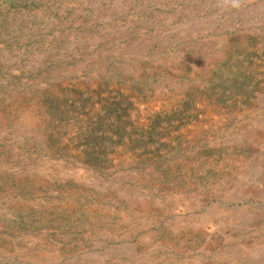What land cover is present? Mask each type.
<instances>
[{
	"label": "rangeland",
	"instance_id": "1",
	"mask_svg": "<svg viewBox=\"0 0 264 264\" xmlns=\"http://www.w3.org/2000/svg\"><path fill=\"white\" fill-rule=\"evenodd\" d=\"M0 264H264V0H0Z\"/></svg>",
	"mask_w": 264,
	"mask_h": 264
},
{
	"label": "bare ground",
	"instance_id": "2",
	"mask_svg": "<svg viewBox=\"0 0 264 264\" xmlns=\"http://www.w3.org/2000/svg\"><path fill=\"white\" fill-rule=\"evenodd\" d=\"M252 194H254V193H253V192H251V193H250V196H251ZM247 195H248V194H247ZM233 256H234V255H233ZM235 256H236V255H235Z\"/></svg>",
	"mask_w": 264,
	"mask_h": 264
}]
</instances>
